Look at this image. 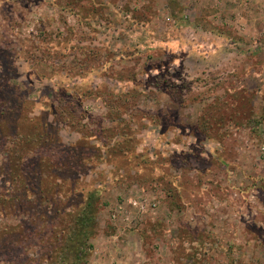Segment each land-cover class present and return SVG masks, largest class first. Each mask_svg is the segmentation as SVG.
I'll use <instances>...</instances> for the list:
<instances>
[{
    "label": "rangeland",
    "instance_id": "374dc122",
    "mask_svg": "<svg viewBox=\"0 0 264 264\" xmlns=\"http://www.w3.org/2000/svg\"><path fill=\"white\" fill-rule=\"evenodd\" d=\"M0 124V264H54L80 189L87 264H264V0H0Z\"/></svg>",
    "mask_w": 264,
    "mask_h": 264
},
{
    "label": "trees",
    "instance_id": "16d2710c",
    "mask_svg": "<svg viewBox=\"0 0 264 264\" xmlns=\"http://www.w3.org/2000/svg\"><path fill=\"white\" fill-rule=\"evenodd\" d=\"M0 125L4 127L2 124ZM0 133H1V128H0ZM25 136L29 138L27 135ZM4 141H6V137L0 136V144H1L0 146H2ZM16 143H18L17 140ZM4 144H6V142ZM29 149L30 148L26 147V145H24L23 148L20 147H18V149L14 148L12 153L9 154V156L7 157V161L4 166L8 167V173H9L8 176L10 180H14L17 183L22 184L24 188L26 187L27 190H33L34 192L38 190V186H36L35 184L31 185L29 183V177L27 176V171H26L29 168V166L24 161L25 154L29 152L28 151ZM43 156H44L43 158L47 160V163L48 162L50 163L48 156L46 154ZM24 172H25V176L23 175ZM35 175L40 176V178L43 181V171L39 169V171L35 172ZM75 184L76 183H74L72 187H74ZM54 186H55L54 183L53 184L42 183L40 185V189L41 191H45ZM83 190L84 189L79 190V193L81 194V199L75 205L70 204L69 207L66 206L64 207L63 201L57 199L55 202L56 206L60 205V207H58L57 209V212L59 214V217H61L59 219L60 220L59 224L55 225V227L56 229L58 228L59 230L62 229V231L64 232L67 229L68 231L66 235L61 238L59 244L56 245L57 247L56 255L52 259L53 261L55 260L54 264H87L88 263V257L90 254L89 247H92L91 243H89V240L93 236L96 220L94 217L95 216L94 211L91 210V208L93 207V201H92L93 195L90 194L83 200L82 197L85 195ZM49 192L51 191L49 190ZM52 196L53 195H51L50 193L48 195V198ZM48 198L46 199V201L49 200ZM42 201H44L43 197H41L40 199L39 206L42 204L41 203ZM66 204H68V201L65 202V205ZM41 209H42L40 210L41 213L48 218L49 216L48 213L52 209V204L42 206ZM88 213H91L93 217L90 216ZM65 219L66 221H64ZM66 222L69 224L67 229H66L67 225L65 224Z\"/></svg>",
    "mask_w": 264,
    "mask_h": 264
}]
</instances>
